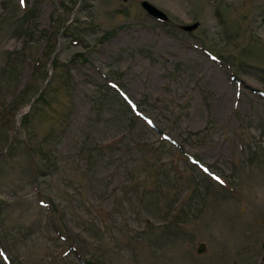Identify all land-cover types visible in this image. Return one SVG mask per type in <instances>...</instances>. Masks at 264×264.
I'll list each match as a JSON object with an SVG mask.
<instances>
[{"label":"rangeland","instance_id":"obj_1","mask_svg":"<svg viewBox=\"0 0 264 264\" xmlns=\"http://www.w3.org/2000/svg\"><path fill=\"white\" fill-rule=\"evenodd\" d=\"M141 1L0 0V264H264V0Z\"/></svg>","mask_w":264,"mask_h":264},{"label":"water","instance_id":"obj_2","mask_svg":"<svg viewBox=\"0 0 264 264\" xmlns=\"http://www.w3.org/2000/svg\"><path fill=\"white\" fill-rule=\"evenodd\" d=\"M141 6L146 10V12L148 13V15L155 17L159 20H167L168 16L167 14H165V12H163L162 10H160L159 8H157L156 6H154L152 3H150L147 0H143L141 2ZM66 25V22L63 24V26ZM197 24H184L181 25V29L183 30H187V31H191L193 29L196 28ZM262 247H263V255H262V261L264 262V242L262 243ZM204 250V244L200 243L199 247L197 249V252H202Z\"/></svg>","mask_w":264,"mask_h":264},{"label":"trees","instance_id":"obj_3","mask_svg":"<svg viewBox=\"0 0 264 264\" xmlns=\"http://www.w3.org/2000/svg\"><path fill=\"white\" fill-rule=\"evenodd\" d=\"M57 64V61L56 60H53L52 61V66H55ZM42 97V94H38V96L35 98V100L34 101H38V100H40V98Z\"/></svg>","mask_w":264,"mask_h":264}]
</instances>
